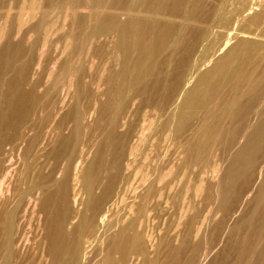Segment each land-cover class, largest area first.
Here are the masks:
<instances>
[{
    "label": "bare ground",
    "instance_id": "1",
    "mask_svg": "<svg viewBox=\"0 0 264 264\" xmlns=\"http://www.w3.org/2000/svg\"><path fill=\"white\" fill-rule=\"evenodd\" d=\"M198 1L0 0V264H160L163 250L181 264H211L220 252L213 247L218 251L227 234L235 239L239 264H247L244 255H257L264 264V149L243 187V206L227 209L218 202L224 175L217 178L214 198L209 184L204 186L208 177H217L221 164V157L211 154L209 132L218 128L216 135L224 136L228 131H220L233 112L237 115L228 123L239 130L233 161L243 163L253 145L264 144V105H255L260 99L256 70L264 62V16L242 7L229 24L216 8L213 18L204 20ZM176 20L203 26L193 28L189 39L188 28ZM223 33L220 45L211 39ZM113 49L119 59L112 60ZM96 131L102 136L94 143L88 133ZM48 135L64 146L65 162L51 180L56 191H47L37 204L47 172L38 164L32 183L26 177L17 180L16 159L23 148L35 163ZM232 164L226 173L233 171ZM98 178L106 186L100 182L93 192ZM193 180V196L206 205L200 218L191 211ZM116 185L108 206L101 207L95 234L103 249L94 261L95 234L88 228V234L82 233L81 210L93 211ZM114 207L123 213L115 216ZM229 210L238 222L223 227ZM35 213L42 215H36L37 221ZM209 213L216 220L213 227ZM151 214L173 218L172 226L158 227L157 238L144 232ZM32 215L30 257L32 234L24 226ZM210 230L218 240L212 249ZM210 251L214 255L207 258Z\"/></svg>",
    "mask_w": 264,
    "mask_h": 264
},
{
    "label": "rangeland",
    "instance_id": "2",
    "mask_svg": "<svg viewBox=\"0 0 264 264\" xmlns=\"http://www.w3.org/2000/svg\"><path fill=\"white\" fill-rule=\"evenodd\" d=\"M251 1L252 0H199L198 1V3H199V10L197 11L198 12V15L200 16V18H204V20H211L212 18H213V16H214V11L213 10H215L216 8H221L222 10H223V13L227 16V19H228V23L230 24L231 22H233V21H235L237 18H238V13H239V11L242 9V7H244V8H246L247 6H249V7H251V8H253L254 10V12H260V14L262 15V16H264V0H253L252 1V3H251ZM216 2V3H215ZM231 5V6H230ZM258 6V7H257ZM257 8V9H256ZM210 13V14H209ZM201 14V15H200ZM210 15V16H209ZM252 15V13H250L249 15H247V16H245V17H249V16H251ZM204 16H206V17H204ZM209 18H208V17ZM242 15H240V17H241ZM201 20V19H200ZM201 21H203V19L201 20ZM176 24H177V26H179V27H181V26H186V28H188V31L186 32V34H185V36L187 37V38H189L190 37V35L189 34H191V31H192V29L194 28V30L196 31V30H199L202 26H203V23L201 24V22H200V25H199V22H187V21H184V20H176V22H175ZM197 26H198V28H197ZM197 28V29H196ZM252 29H253V27H252ZM193 30V31H194ZM193 35L191 34V37H192ZM240 37H244V35L242 36V35H239ZM250 38H253V37H250ZM189 39H191V38H189ZM211 39L212 40H214V41H217V43H219V45L223 42V40L225 39V36H224V33L222 34V36H219V37H214V36H212L211 37ZM255 39H257V38H255ZM188 41V40H187ZM190 41V40H189ZM215 45V44H214ZM119 55V53L115 50V49H113V52H112V54H111V58H112V60H115L114 58H116V57H118V55ZM116 59H119V57L118 58H116ZM117 61V60H116ZM115 62H113V64H114ZM116 66L115 67H113V69H114V72H116L117 70H118V67L116 68ZM258 71V72H257ZM256 74H257V78L259 79L260 78V81H256V83L257 84H259V89H260V91H259V102H258V104H255V105H259V104H261L260 106H262V105H264L262 102H263V100H264V62H261L260 63V65H259V67L257 68V70H256ZM257 79V80H258ZM4 87L1 89L2 90V92H4ZM262 90H263V92H262ZM249 97V96H248ZM247 101H246V99L245 100H243L242 101V103L244 104V103H246ZM241 103V104H242ZM247 108H249L250 109V106L248 107L247 106ZM237 109H238V106H237ZM246 109V108H245ZM238 113V112H237ZM237 115V114H236ZM236 115H234V112H233V116L232 117H230L229 119L227 118L226 120L227 121H225L224 122V124H225V126L223 127V129L220 131V132H224V134H225V132L226 131H228L224 136H219V135H216L217 133H218V128L217 129H213V130H211L210 132H209V135H208V144H209V146L210 145H213V148H212V146H210L211 148H212V150H211V154H213V153H215V154H217V157L218 158H220L221 157V159H219L220 160V168L218 167V169H219V171L221 170V172H219L218 171V173L216 174L217 175V177L215 176L214 178L216 179V180H212V178L213 177H208L210 180H208V178L205 180V185L204 186H207L206 185V183L207 184H209L207 187H208V189L210 190V192L212 193H210L211 195V198H214V196H216V193H217V189L215 188V186L217 185V181H218V179H219V177H221V176H223L225 179H224V181H223V183H226V184H224V188H223V185H222V190L220 189V191H218L220 194L218 195V202H221L223 205H222V208H226L227 207V209H229L231 206L233 207V204H235L234 206H243L244 204V200H243V194H245V190H243L244 188V186L246 185V183L248 182V183H250V176H251V174H252V171L251 170H255V168H254V166H257V163L258 164H260L261 163V161H262V154H263V147H264V144L260 147L259 145H253L252 146V149L254 150V152L252 153V154H250V153H247L246 155H245V157H244V162L243 163H238L237 164V162H238V160H236V161H233V155L235 154V152L238 150V147H239V143H238V139H236L237 138V134H238V128H237V126H235V124L234 123H228V122H230V120H234L235 119V117H236ZM216 119H214L213 121H212V123L213 124H216ZM219 123V122H218ZM97 133H93L94 134V136H92L91 135V133H88L90 136L88 137L91 141H93L94 143H96L97 141H99V139H101V136L102 135H100V136H98L99 135V132L98 131H96ZM235 132H236V134H235ZM48 136H50V135H48ZM96 136V137H95ZM228 136H229V138H228ZM98 137V138H97ZM49 138V137H48ZM48 138H47V145L45 144V147L46 148H42L41 149V151H39V152H37L36 154H35V157H39V161L38 160H36L35 161V163L33 162V160L31 159L32 157H25V154H24V150H22L23 148H19L20 150H18V157H17V159H16V161H18V163H17V168H16V170H17V180L19 179V177L20 178H23V177H26L28 180H29V178H30V183H32L34 180H35V178H36V176H37V166H38V164L40 165V167L42 166L43 168V171H44V173H46L45 175H47V177L44 179V181L46 180V182H45V184H46V187H45V189H44V192H42L41 194H40V196L38 197V202H36L37 204H39V201L42 199V201H44L45 200V196H46V193H48L47 191H52L51 193H53L54 191H56V188H57V186H56V184H54V183H51V180L52 179H55V175H54V171L60 166V164H61V162H65V152H66V150H65V148H64V146L61 144V143H57V142H59V141H57L56 139H55V137H54V140L53 139H51V138H53V137H51L50 136V138H49V140H48ZM88 138H86L87 140H85V141H87L86 143H88ZM51 140V141H50ZM235 140H236V142H235ZM50 143H49V142ZM90 141V142H91ZM220 141V142H219ZM52 143H54V144H52ZM218 143V144H217ZM57 144V145H56ZM224 144V145H223ZM51 145V146H50ZM61 145L63 146V148H61ZM79 143H78V140H77V150H78V148H79ZM54 146V147H53ZM53 147V148H52ZM49 148V149H48ZM223 148H224V152L222 151L223 150ZM46 149L48 150V151H46ZM52 149V150H51ZM220 150V151H219ZM23 151V152H22ZM45 151H46V153H45ZM214 151V152H213ZM22 152V153H21ZM63 152V153H62ZM220 152V154L218 155V153ZM44 153V154H43ZM50 153V154H49ZM222 153H223V155H222ZM52 154H53V156H52ZM210 154V155H211ZM21 155V156H20ZM23 155H24V157H23ZM43 155V156H42ZM257 155H259L258 156V158H256L257 157ZM42 156V157H41ZM59 156V157H58ZM44 157V158H43ZM229 159H228V158ZM19 158V159H18ZM41 158H43L44 160L42 161V159ZM52 158H54V159H52ZM57 158V159H56ZM211 158L212 157H209V162L210 163H212L211 161L213 160V158H212V160H211ZM31 159V160H30ZM60 159H61V161H60ZM64 159V160H63ZM30 160V161H29ZM53 160V161H52ZM230 160V161H229ZM261 160V161H260ZM20 161H22V162H20ZM41 161V162H40ZM52 161V162H51ZM106 161H107V159H105V162H104V164L102 165V167L103 168H101L102 170L103 169H105L107 166H106ZM39 162V163H38ZM48 162V163H47ZM58 162V163H57ZM232 162H234L235 163V165H233L232 164ZM250 162H252V163H254L253 164V166L252 167H249L250 165H248ZM23 163V164H22ZM32 163V164H31ZM52 163V165H50ZM56 163H57V165H56ZM32 166H31V165ZM65 164V163H64ZM87 164V163H86ZM86 164L82 167V171L85 169V166H86ZM230 164H232L234 167H233V171L232 172H230V173H226L225 171H226V169H227V167H228V165H230ZM47 165V166H46ZM226 165V166H225ZM21 166H22V170H24V171H22L21 170ZM46 168H45V167ZM55 166H57V167H55ZM23 167H24V169H23ZM34 167H35V169H34ZM53 167L55 168L54 170H52L51 172H50V170L51 169H53ZM31 168H32V170H31ZM51 168V169H50ZM222 168V169H221ZM44 169H46V170H44ZM18 170H20V171H18ZM47 170H49V171H47ZM22 171V172H21ZM225 172V174H224V172ZM36 172V173H35ZM20 173H22V174H20ZM53 173V174H52ZM30 174H31V176H30ZM35 174V175H34ZM50 174H52V175H54V176H52V175H50ZM243 174V175H242ZM22 175V176H21ZM19 176V177H18ZM35 177V178H34ZM51 177V178H50ZM54 177V178H53ZM34 178V179H33ZM213 178V179H214ZM218 178V179H217ZM47 181H49V182H47ZM104 181V182H103ZM103 181L101 180V179H97L96 181H94L93 183V187H92V191L93 192H95L94 191V187H96V185L98 186L99 185V183H100V187L102 188V187H104V186H106V181L103 179ZM208 181V182H207ZM213 181V182H212ZM97 182H98V184H97ZM244 182V183H243ZM48 183V184H47ZM247 183V184H248ZM44 184V183H43ZM103 184H105L104 186H103ZM196 184V180H193V186L191 187V192H190V194L192 195V199H193V201H192V213L193 214H196V215H198L199 216V218L200 217H202V214L204 215L205 213H206V205H204L203 203H199L200 202V198L198 199V197L197 196H193V188H194V185ZM210 184L212 185L211 187H210ZM52 185V186H51ZM114 187H116V188H112L110 191H109V193L107 194L108 195V197L106 196V197H103V199L105 200H99L98 202H100V203H98L97 202V205L96 206H98L99 204V208L101 209V210H98L97 211V208L98 207H93L92 208V210L93 211H91V208H89V209H87L88 211H86V208H83V211L81 210V215L83 214V217H84V222L82 223V227H84V225L86 226L84 229H83V231H82V233L84 234V235H86V234H88V230H86L87 228L90 230L89 232L91 233L92 232V235H94L96 232H95V230H97L98 229V227H100L101 226V220H100V217H101V212H103L104 210L103 209H105L107 206H108V204H109V202L111 201L110 199H112V197L114 196V194H115V192H116V190H117V185L116 186H114ZM94 188V189H93ZM211 188V189H210ZM52 189V190H51ZM54 189V190H53ZM212 190H213V192H212ZM224 190V191H223ZM234 190V191H233ZM241 190L243 191V192H241ZM204 192V191H203ZM202 192V193H203ZM50 193H48L47 195H49ZM241 194V195H240ZM98 196V194H95V196ZM226 197H228V198H226ZM46 198H47V196H46ZM196 200H195V199ZM242 198V199H241ZM240 199V202L238 201ZM108 200H110L109 202H108ZM198 200V201H197ZM42 201H40V202H42ZM104 203H102V202ZM196 201V202H195ZM244 201V202H243ZM198 203V204H195V203ZM237 202H239L240 204H238ZM195 204V206H193ZM107 205V206H106ZM198 205H200V207L198 206ZM204 205V206H203ZM105 206V207H104ZM229 206V207H228ZM48 207H49V210L50 211H52L53 210V200H51L49 203H48ZM103 209H102V208ZM195 207V208H194ZM201 207H203L202 209H201ZM231 207V208H232ZM98 208V209H99ZM115 208V209H114ZM113 208V211H115V213H116V215L115 216H117V215H120V214H122L123 212L122 211H120L121 210V208L119 207V209L117 208L116 209V207H114ZM201 209L200 211H199V209ZM197 209H198V212H197ZM96 210V211H95ZM160 210H162V209H160ZM193 210H196V211H193ZM89 211H90V214L92 215L91 217H88L89 215H88V213H89ZM119 213H117V212ZM203 211H205L204 213H203ZM92 212H93V214H92ZM95 212V213H94ZM98 214H97V213ZM195 212V213H194ZM198 214H197V213ZM229 215L230 216H227V218H228V220H229V222H225V224L223 225V227L225 226H227L226 225V223H230V222H232V224H233V221H235V223H236V221L238 222V220H237V217L236 216H233L232 217V214H231V212H230V210H229ZM246 213V212H245ZM94 214H95V217H96V214L98 215L97 217H96V220L97 221H95V217H93L94 216ZM113 214H114V212H113ZM244 214V213H243ZM34 216H35V218L37 217V216H39L40 218L42 217V215H37L36 213L35 214H33ZM32 215V217L30 216V219H29V221L30 222H28V220L25 222V228H26V231L28 230L29 231V233L30 234H32L31 236H29L30 238H29V240H31V239H33V231H34V226H35V223H36V221H37V218L34 220V216ZM37 215V216H36ZM44 215V214H43ZM85 215H87V216H85ZM153 215V216H152ZM159 215V214H158ZM157 214H151L150 215V218H148L147 220H146V222H145V224H144V232L145 233H152V235H156V237L155 238H157L160 234L157 232V230H159V226L161 225V230H163V228L164 227H166L167 225H169V226H172L173 225V218L171 219L170 217H168V218H165V221L162 219V217L160 218V216H158ZM99 217V218H98ZM152 217V218H151ZM155 217H156V220H155ZM209 217H210V221H211V219L213 220V216H212V214H210L209 213ZM213 217V218H212ZM238 217H240V215L238 216ZM88 218V219H87ZM92 218H94V220L92 219ZM129 218V217H128ZM127 218V221L129 220ZM198 217H197V219H199ZM232 218H233V220H232ZM236 218V219H235ZM43 219H44V216H43V218L42 219H39V221H42L43 222ZM155 221H154V220ZM95 221V223L93 222V221ZM99 220V221H98ZM163 220V221H162ZM87 221V222H86ZM152 221H153V223H152ZM168 221H170V222H168ZM216 220H213L212 221V223L211 222H209V223H211L210 224V226L211 227H213L214 226V222H215ZM30 223V224H28V223ZM31 222H34V223H31ZM41 222V223H42ZM148 222V223H147ZM26 223L28 224V225H30V226H28V225H26ZM86 223V224H85ZM90 223H92V224H90ZM93 223H94V225H93ZM146 223H147V225H146ZM150 223H152L151 225H150ZM84 224V225H83ZM163 224H164V226H163ZM90 225V227H88ZM213 225V226H212ZM230 225V224H229ZM28 226V227H27ZM163 226V227H162ZM29 227H32V228H29ZM147 227V228H146ZM159 227V228H158ZM28 228V229H27ZM150 228V229H149ZM31 229V230H30ZM145 229H147V230H145ZM223 229V231H224V229L225 228H222ZM221 229V230H222ZM33 230V231H32ZM86 230V231H85ZM91 230H93V231H91ZM150 230V231H149ZM152 230V231H151ZM85 231V232H84ZM211 232H213L212 230H210ZM209 231V232H210ZM243 231V230H242ZM241 231V232H242ZM32 232V233H31ZM158 233V235H157V233ZM222 232V231H221ZM241 232H239L240 234H241ZM26 233H28V232H26ZM89 233V235H91ZM243 234V233H242ZM241 234V235H242ZM29 235V234H28ZM209 235H210V237L212 238V240L213 241H211L212 243H214L215 241L217 242L218 240L216 239H213V237L215 236L216 237V233H209ZM209 235H207V240H211V238L209 237ZM212 235V236H211ZM228 235V234H227ZM227 235H225L224 236V234H223V236L224 237H221L222 239V241L224 240V242L223 243H221V240H220V245H217L216 246V244H218V243H214V244H212L210 241V246L208 245V241H207V246H209L211 249H212V245H215L216 247H218V246H221V247H219L218 248V251H217V248H215V247H213L214 249H212L213 251H214V253H216V252H219L217 255H214V253L213 252H211V253H209V256L207 257V258H211V256H213L214 255V259H212V262H211V264H214L215 262L217 263V264H239L238 262H239V256H237L236 254H238V252H237V250H238V248H237V246L235 245V242H234V245H233V241L232 240H234L235 241V239H234V237L233 236H230L229 237V235H228V237H227ZM32 237V238H31ZM91 237V236H90ZM160 237V236H159ZM210 238V239H209ZM227 239V242L225 241V239ZM94 239H95V241H94ZM98 239V238H97ZM97 239H96V234L94 235V236H92L91 237V240H93V242H92V246H93V249H92V252H94V250H96L95 251V253H92L91 252V256H90V258H94L93 260L94 261H97L99 258H100V256L101 255H99L100 254V252H101V250L103 249L102 247H103V244H102V242H99L98 243V241H97ZM231 240L230 242H232V243H228V241L229 240ZM30 242V245L28 244V246H31V247H29V249L27 250V255H29L30 253H32V254H30L29 256L30 257H33L32 255H33V252H31V251H33L32 250V248L34 247V245L32 244L31 245V243H33V241L31 240V241H29ZM222 244H223V246H222ZM225 246V247H224ZM102 248V249H101ZM132 245H129V248H128V250H129V254H131L130 253V251H132ZM221 248V249H220ZM223 248V249H222ZM34 249V248H33ZM220 249V250H219ZM221 250H222V252H223V250H224V253L222 254V252H221ZM216 251V252H215ZM161 254L159 255L161 258H160V260H162V263H160V264H181V263H178V261H176V260H173V259H169V258H167L166 257V255H164L166 252L163 250L162 252H160ZM222 254V255H219V254ZM163 255H164V258H165V261H164V258H162L163 257ZM29 256H28V258H29ZM94 256V257H93ZM221 256H222V259H221ZM151 257L152 258H155L154 256H153V253H151ZM217 257H219L218 259L219 260H217ZM30 259V258H29ZM244 259H246L247 260V264H263V262L262 261H260V259L258 258V256L257 255H244ZM171 260V261H170ZM214 260H215V262H214ZM217 260V261H216ZM93 261V262H94ZM175 261V262H174ZM207 262H209V259H207L206 260ZM210 261H211V259H210ZM169 262V263H168ZM215 263V264H216ZM139 264H141V263H139ZM205 264H206V262H205Z\"/></svg>",
    "mask_w": 264,
    "mask_h": 264
}]
</instances>
